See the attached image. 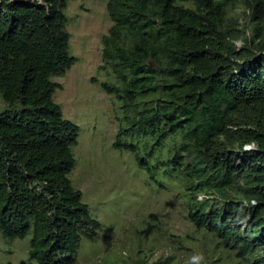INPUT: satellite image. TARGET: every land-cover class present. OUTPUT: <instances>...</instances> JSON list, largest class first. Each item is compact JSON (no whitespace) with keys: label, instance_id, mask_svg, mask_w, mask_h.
Segmentation results:
<instances>
[{"label":"trees","instance_id":"1","mask_svg":"<svg viewBox=\"0 0 264 264\" xmlns=\"http://www.w3.org/2000/svg\"><path fill=\"white\" fill-rule=\"evenodd\" d=\"M242 1L255 28L237 48L230 13ZM68 4L0 0V230L31 235L39 264H76L104 228L71 178L81 127L55 99L54 77L77 60ZM108 10L104 60L121 87L103 85L126 118L114 146L150 178L180 180L190 219L264 264V0H109Z\"/></svg>","mask_w":264,"mask_h":264},{"label":"rangeland","instance_id":"2","mask_svg":"<svg viewBox=\"0 0 264 264\" xmlns=\"http://www.w3.org/2000/svg\"><path fill=\"white\" fill-rule=\"evenodd\" d=\"M108 2L69 0L71 52L77 60L54 77L63 84L55 99L81 127L71 178L104 223L97 240H84L76 264H154L160 259L170 264H250L190 219L188 192H182L180 180L150 178L134 152L114 146L126 118L122 99L103 85L121 87L113 66L104 60L103 38L114 23ZM230 14L238 21L235 33H242L234 39L241 48L254 35L252 10L242 1ZM4 105L0 97V111ZM174 143L168 138L155 155L166 160ZM30 241L31 235L10 239L0 230V262L39 264L29 256Z\"/></svg>","mask_w":264,"mask_h":264},{"label":"built area","instance_id":"3","mask_svg":"<svg viewBox=\"0 0 264 264\" xmlns=\"http://www.w3.org/2000/svg\"><path fill=\"white\" fill-rule=\"evenodd\" d=\"M256 147V144L255 143H248L245 145V149L246 150H249V149H252V148H255Z\"/></svg>","mask_w":264,"mask_h":264}]
</instances>
